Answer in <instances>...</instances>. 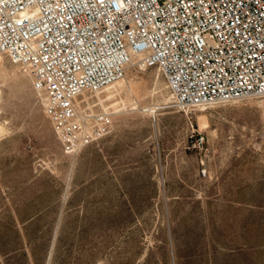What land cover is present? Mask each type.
<instances>
[{
  "label": "rangeland",
  "instance_id": "374dc122",
  "mask_svg": "<svg viewBox=\"0 0 264 264\" xmlns=\"http://www.w3.org/2000/svg\"><path fill=\"white\" fill-rule=\"evenodd\" d=\"M168 95L156 69L128 68L90 100L111 134L67 155L0 54V264H264V105L181 113ZM136 158L154 180L123 172Z\"/></svg>",
  "mask_w": 264,
  "mask_h": 264
},
{
  "label": "built area",
  "instance_id": "2783aa9c",
  "mask_svg": "<svg viewBox=\"0 0 264 264\" xmlns=\"http://www.w3.org/2000/svg\"><path fill=\"white\" fill-rule=\"evenodd\" d=\"M0 54L75 156L113 131L114 113L90 100L132 65L163 77L165 109L264 105V0H0Z\"/></svg>",
  "mask_w": 264,
  "mask_h": 264
},
{
  "label": "crops",
  "instance_id": "0c3cea01",
  "mask_svg": "<svg viewBox=\"0 0 264 264\" xmlns=\"http://www.w3.org/2000/svg\"><path fill=\"white\" fill-rule=\"evenodd\" d=\"M145 144L146 143H116V146L120 145V148L123 151L122 154L124 156H127L130 154V151L136 150L137 148L141 146L143 147ZM124 156H121L120 159H122V157ZM116 162H117V159H116ZM126 163L128 167L124 169L123 172L126 174H131L129 175L130 178H134L137 180H154L155 179V175L151 174V172L147 170L146 167L141 168L139 166L141 163L147 164L148 163L147 159L138 160L136 158V159L128 160Z\"/></svg>",
  "mask_w": 264,
  "mask_h": 264
},
{
  "label": "bare ground",
  "instance_id": "6f19581e",
  "mask_svg": "<svg viewBox=\"0 0 264 264\" xmlns=\"http://www.w3.org/2000/svg\"><path fill=\"white\" fill-rule=\"evenodd\" d=\"M135 59H133L132 60V64L133 63H135ZM131 67H133V65L131 66ZM165 102H167V101H165ZM134 105H137V103H135ZM138 106V105H137ZM156 109H159V108H157V107H155V108H148V109H142V111L143 112H148V113H151L152 115H155L156 113H157V110Z\"/></svg>",
  "mask_w": 264,
  "mask_h": 264
}]
</instances>
